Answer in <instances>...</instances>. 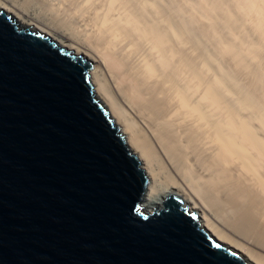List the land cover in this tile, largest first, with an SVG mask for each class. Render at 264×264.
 <instances>
[{
	"label": "water",
	"instance_id": "water-1",
	"mask_svg": "<svg viewBox=\"0 0 264 264\" xmlns=\"http://www.w3.org/2000/svg\"><path fill=\"white\" fill-rule=\"evenodd\" d=\"M0 10V264H249L147 178L91 61Z\"/></svg>",
	"mask_w": 264,
	"mask_h": 264
},
{
	"label": "bare ground",
	"instance_id": "bare-ground-1",
	"mask_svg": "<svg viewBox=\"0 0 264 264\" xmlns=\"http://www.w3.org/2000/svg\"><path fill=\"white\" fill-rule=\"evenodd\" d=\"M165 1L62 0L73 21H84L71 31L60 26L64 23L29 13L26 0H0V10L92 62L93 86L145 172L147 214L164 210L170 198H181L189 213L199 212L204 230L217 242L249 264H264V103L257 102L264 94L251 100L244 97L249 92H239L244 98L239 102L227 73L217 70L211 76L212 57L204 61V52L199 60L192 57V36H183L191 24L179 21L180 27ZM242 5L264 38V0H243ZM189 17V23L196 21ZM226 45L229 56L234 47ZM243 53L247 56L248 50ZM237 55L231 59L240 58L239 64L249 56ZM224 84L235 87L231 94L236 91L237 98L226 96Z\"/></svg>",
	"mask_w": 264,
	"mask_h": 264
},
{
	"label": "rangeland",
	"instance_id": "rangeland-1",
	"mask_svg": "<svg viewBox=\"0 0 264 264\" xmlns=\"http://www.w3.org/2000/svg\"><path fill=\"white\" fill-rule=\"evenodd\" d=\"M23 2H25V0H22ZM33 1V2H32ZM172 1H174V0H166L165 1V3H166V5H167V7H166V5H165V7H166V9L168 8V7H170V6H173L172 8H173V12H174V14H176L175 16V19H177V23L180 25V27H181V23H183V21H184V24H186V20H187V22L189 23V21H190V18L191 17H189V16H192V17H196V21H192V22H190L189 24L187 23V25H189L190 26V24H191V26H190V28L192 27V29H190L189 27V29L187 28V26L186 25H182V26H185V27H183V28H187L186 30H187V32H185V30L184 31H182V33H184L183 34V36H186L184 39H186L187 38V36L188 35H191L192 36V38H190L191 40H193L194 41V43L192 44V45H194L193 47H192V45H191V49H190V51H192V50H194V51H192V53L193 52H195L194 54H191V55H193L192 57L193 58H195V56H196V58L195 59H198L199 60V56H203V54L204 55H206L205 56V58L203 59L204 61L205 60H207L206 58L207 57H212V58H210L212 61H210V65H209V67L210 68H212V70L210 71L211 73L213 72V74H210L211 76L212 75H214V72H216L217 70H219L221 73H222V71H223V73H227L226 75V77H227V81L229 80L231 83H229V85L231 86V84H232V86H235V87H233V88H231L229 85H225V84H227L226 82H225V91H228L227 93L229 94H226V96H231V98L232 99H234L235 97H236V95H237V97H238V99L237 100H239V99H244L243 98V95L246 93H248L249 92V96H247V95H245L244 97H249L248 99H253V98H257L256 100H258V99H261L262 98V94H264V86H262L264 83V76H263V74H264V38H263V36L261 35V33L258 31V29H257V26H256V24H255V22L254 21H252L253 19H250V16H249V14L243 9V5H242V3H243V0H218V2H217V0H208V2L210 1V3H208V2H205V1H207V0H175L174 2H172ZM186 1H187V5H186ZM200 1V2H199ZM204 1V5L202 4V2ZM60 4H59V3ZM174 4H172V3ZM184 2H185V4H184ZM190 2V3H189ZM25 3H27V10L29 11V10H31V12H29V13H32L33 15H38L39 14V17H40V15H41V18L42 19H46V18H48L49 20H52L55 24H60V23H64V24H61L60 26H62V27H65V29H67L68 31L70 30V29H68V28H73L72 30H75V28H76V26H83L84 25V21L82 22V21H80L81 19H79V20H76L75 21V19H74V21H73V19L71 18V17H69V15H67V11H64L63 9H66V8H64V6H63V4L61 5V3H62V0H26V2ZM44 3V4H43ZM57 4H59V5H57ZM68 4H70V3H68ZM67 4V5H68ZM169 4V5H168ZM172 4V5H171ZM183 6H182V5ZM207 4L209 5V6H211V7H209L208 6V9L206 10V6H207ZM29 5V6H28ZM190 6V7H188V12H187V10H186V12H187V14H189V16H187V14H186V12H183V11H185L184 9L185 8H187V6ZM42 6V7H41ZM69 6V5H68ZM71 6V5H70ZM184 6H186V7H184ZM41 7V8H40ZM62 7V8H61ZM67 7V6H66ZM178 7L180 8V10L178 9ZM182 7H183V9H182ZM195 7V8H194ZM205 9H204V8ZM30 8V9H29ZM59 9V10H56V9ZM171 8V9H172ZM174 8H175V10H174ZM193 8V11L191 12V9ZM203 10H202V9ZM210 8V9H209ZM198 9V10H197ZM214 9V10H213ZM53 10H54V12H53ZM63 10V11H62ZM178 10V11H177ZM58 11H60L61 12V15H60V12H58ZM171 11V12H172ZM177 11V12H176ZM196 11L199 13H196ZM208 11H209V13H208ZM212 11V12H211ZM57 12V13H56ZM65 12V13H64ZM206 12V13H205ZM36 13V14H35ZM181 13V14H180ZM194 13H196V15L194 14ZM56 14V15H55ZM66 14V15H65ZM194 14V15H193ZM63 15H64V17H63ZM198 15V16H197ZM201 15H202V17H201ZM205 15H206V18L203 20H201V18H204L205 17ZM217 15V16H216ZM220 15V16H219ZM44 18H43V17ZM181 16V17H180ZM200 16V17H199ZM61 17V18H60ZM63 17V18H62ZM180 17V18H179ZM183 17V18H182ZM188 17H189V19H188ZM198 17V18H197ZM220 17V18H219ZM54 18V19H53ZM58 18V19H57ZM65 18V19H64ZM68 18V19H67ZM69 18L71 19V20H69ZM187 18V19H186ZM47 19V20H48ZM179 19H181V20H179ZM250 19V20H249ZM57 20V21H56ZM68 20V22H66ZM192 20V19H191ZM195 20V19H194ZM222 20V21H221ZM51 21V22H52ZM59 21H61V22H59ZM74 23H73V22ZM181 23H180V22ZM204 21V22H203ZM224 21V22H223ZM253 23H252V22ZM206 22V23H205ZM67 23V24H66ZM80 23V24H79ZM197 23V24H196ZM198 23H200V24H198ZM209 25H208V24ZM214 23V24H213ZM57 24V25H58ZM71 26H70V25ZM75 24V25H74ZM64 25V26H63ZM66 25H67V27H66ZM68 25H69V27H68ZM205 25V26H204ZM213 25V26H212ZM75 28H74V27ZM195 27V28H194ZM208 27V28H207ZM211 27V28H210ZM78 28V27H77ZM82 28V27H81ZM207 28V29H206ZM210 29V30H209ZM221 29V30H220ZM190 30V31H189ZM209 30V31H208ZM71 31V30H70ZM190 32H192L193 34H191ZM217 32V33H216ZM239 32V33H238ZM187 33H189L188 35H186ZM215 33V34H214ZM224 33V34H223ZM240 35V36H239ZM194 36V37H193ZM218 36V37H217ZM210 38V39H209ZM227 39H229V41L227 40ZM231 40V41H230ZM236 41V43H234ZM218 42V43H217ZM231 42H233L236 46H239V48H241V49H243V51L242 50H239V48H235V46L233 45V44H231ZM224 43L225 44H228V45H226L227 47L229 46V45H232L233 47H234V51L233 50H231V52H233V54H231V55H227L226 56V47L224 46ZM205 44V45H204ZM218 44V45H217ZM223 44V45H222ZM200 45V46H199ZM203 45V46H202ZM223 48V46H224V49H222V48H220V50H224V52L222 53V54H224V56H222V54L220 53V50H219V47L220 46ZM241 46V47H240ZM196 49H195V48ZM216 47V48H215ZM218 47V48H217ZM230 47V46H229ZM246 48V49H245ZM251 48V49H250ZM236 49V50H235ZM250 49V50H249ZM203 50V51H202ZM205 50V51H204ZM216 50V51H215ZM248 50V55L250 56H248L247 54V56H244V51H247ZM202 51V52H201ZM242 51V52H241ZM198 52V53H197ZM204 52V53H203ZM239 52H241V54H242V56L243 57H241V55H239L240 53ZM191 53V52H190ZM203 53V54H202ZM207 53V54H206ZM209 53V54H208ZM217 53V54H216ZM238 53V55H239V57H241V58H244V57H247V58H245V59H241V64H239L240 62H238V59H240V58H238L237 57V60H236V58L235 59H231V57H233L234 58V56L236 57V54ZM199 54H202V55H199ZM212 54V55H211ZM253 54H255V56L256 57H254V55ZM237 55V56H238ZM253 55V56H252ZM216 56V57H215ZM252 56V57H251ZM198 57V58H197ZM258 57V58H257ZM203 58V57H202ZM202 58L200 59V61L202 60ZM216 58V59H215ZM220 58V59H219ZM251 58V59H250ZM254 58V59H253ZM261 58V59H260ZM218 59V60H217ZM260 59V60H259ZM216 60V61H215ZM262 63H260L259 61ZM217 61H218V63L220 64H218L217 63ZM240 61V60H239ZM242 61H245L244 63L242 62ZM249 61V63L246 65V62H248ZM254 61H255V63H254ZM256 61H258V62H256ZM199 62V61H198ZM212 62V63H211ZM214 62V63H213ZM217 64H216V63ZM233 62H236V63H233ZM243 63V64H242ZM214 66V67H212V66ZM218 65V66H217ZM248 67L247 68V70H246V66ZM256 65V66H255ZM237 66V68H235V67ZM240 66H241V68H240ZM209 67H208V69H209ZM223 67V68H222ZM219 68V69H218ZM245 68V69H244ZM226 69V70H225ZM210 70V69H209ZM245 70V71H244ZM249 70V71H248ZM253 70V71H252ZM261 70V71H260ZM247 71V72H246ZM219 72V74H221ZM222 73V74H223ZM217 74V73H216ZM247 74V75H246ZM250 74V75H249ZM259 75H260V77H259ZM223 76H225V74L223 75ZM247 76V77H246ZM254 76V77H253ZM232 77H234V78H232ZM246 77V78H245ZM259 77V78H258ZM261 78V79H260ZM224 80H226L225 78H224ZM233 80V81H232ZM235 80H237V81H235ZM254 80V81H253ZM260 80H262V81H260ZM256 81H260L259 82V85H257L258 84V82H256ZM248 82H250V83H248ZM257 86H256V85ZM261 84V85H260ZM227 86H229V90H227ZM260 86V87H259ZM254 87V88H253ZM234 88H235V90L237 89V92L239 93H243V95H241L240 93V95H241V97H239L240 95L236 92V91H234V93L236 92L237 94L236 95H234L235 97L233 98V94H231V91H232V89L234 90ZM256 88V89H255ZM231 89V90H230ZM241 90V91H240ZM255 90V91H254ZM259 95H258V94ZM239 95V96H238ZM261 96V97H260ZM236 97V98H237ZM253 97V98H252ZM259 97V98H258ZM263 97H264V95H263ZM227 98V97H226ZM228 99V98H227ZM230 99V98H229ZM232 99H230V100H232ZM255 99H254V101H255ZM237 100L235 99V103H237ZM262 100H264V98H262L261 99V101ZM234 101V100H233ZM233 101H231V102H233ZM241 100H239V102H240ZM261 101H257L258 103H264L263 101L261 102ZM256 102V101H255ZM126 140V139H125ZM148 183H149V181H148ZM177 198V197H176ZM179 199H181V198H179ZM181 201L183 202V205L185 206V203H184V201L181 199ZM186 207V206H185ZM187 208V207H186ZM229 214L228 215H232V213H230V212H228ZM190 214H195L196 215V217H197V220L200 222V214H199V212H197V213H190ZM200 224H201V222H200ZM202 225V224H201ZM209 234V233H208ZM210 235V234H209Z\"/></svg>",
	"mask_w": 264,
	"mask_h": 264
}]
</instances>
